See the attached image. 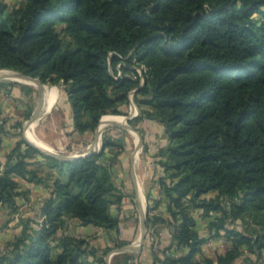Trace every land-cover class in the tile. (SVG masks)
<instances>
[{"label": "trees", "instance_id": "trees-1", "mask_svg": "<svg viewBox=\"0 0 264 264\" xmlns=\"http://www.w3.org/2000/svg\"><path fill=\"white\" fill-rule=\"evenodd\" d=\"M3 69L44 84L62 82L79 133L94 132L108 114L125 115L132 92L147 110L131 123L165 126L169 145L157 162L171 219L154 216L148 223H167L187 253L173 257L164 249L155 264H256L262 258L264 0H24L9 12L0 3ZM7 122L0 110V134ZM103 154L61 161L22 137L4 171L0 161V207L17 212L16 198L28 196L16 177L44 185L51 196L41 229L26 227L0 251V264H106L87 239L58 236L67 217L84 226L119 227L110 210L123 195L113 180L114 160L104 164ZM37 155L52 173L29 168L39 165ZM194 210L216 213L211 238L224 232L231 241L216 261L194 260L207 242L196 230Z\"/></svg>", "mask_w": 264, "mask_h": 264}, {"label": "crops", "instance_id": "crops-1", "mask_svg": "<svg viewBox=\"0 0 264 264\" xmlns=\"http://www.w3.org/2000/svg\"><path fill=\"white\" fill-rule=\"evenodd\" d=\"M46 94L48 89L44 92V89L38 86L32 87L27 83L15 82L0 86V110L8 121L5 125V133L0 134L2 171L5 169L6 157L22 137L24 138V135L10 133L9 130H18L14 126L18 120H24L25 125L32 118ZM132 109V113L124 111L130 118L121 121V125H108L104 130L102 129L101 133H98L97 128L94 132L88 131L82 134L75 129L72 103L68 94L58 88L57 102L54 106H49V109L44 111L36 121L37 127L39 124L41 126L39 135H36L37 138L48 145L52 151L67 155H86L102 147L101 153H104L102 162L108 164L114 160L113 180L123 199L121 203L114 204L110 212L120 221L119 227L110 230L95 225L84 226L78 219L67 217L66 225L58 235L59 238L70 236L87 239L91 249L97 253V257H103L106 264H115L117 258L125 256L131 258L130 264H155L154 255L157 254L163 259L164 249H168V254L173 257H182L187 253V248L174 240L173 230L167 223L155 225L148 223L149 217L154 216L171 219L168 201L159 186V179L164 175V170L157 162L161 151L169 145V138L165 126L160 122L143 119L134 124L131 123V120L141 116L143 110H147L146 107H139L137 104ZM136 112L137 115H135ZM57 115L64 118V128H62L64 130L61 129L63 135H55L58 130L53 127L57 122ZM47 122L50 127L47 126ZM107 130V135H103ZM135 131H138L139 135ZM105 141L111 144L104 149ZM40 160L39 165H31L29 168L41 167L44 176L52 173L48 162L44 159ZM15 180L21 184V191L24 189L22 192H28V196H18L17 202L19 199L21 203H25L22 207L26 210L29 207L26 201L35 196L39 202V213L42 215V207L50 198L51 190L42 184L31 183L19 177ZM211 196L207 195L206 198ZM0 208L8 213L9 210L11 212L8 206ZM193 215L199 236L207 239L202 251L194 257V260L216 261L219 256L230 250L231 241L224 232H221L220 237L211 238L210 224L214 221L216 213H212L211 217H204L202 210H194ZM41 218L44 222L43 217ZM144 220L147 233L144 244L141 245ZM106 251L108 252L104 255ZM92 259L90 257V260ZM253 259L256 260L254 256ZM239 264L250 263L243 260ZM256 264H264V252Z\"/></svg>", "mask_w": 264, "mask_h": 264}, {"label": "rangeland", "instance_id": "rangeland-1", "mask_svg": "<svg viewBox=\"0 0 264 264\" xmlns=\"http://www.w3.org/2000/svg\"><path fill=\"white\" fill-rule=\"evenodd\" d=\"M0 3L5 5L7 11L9 12L15 8L22 6L24 4V0H0ZM256 17L258 18L259 16H256ZM120 66H121V64L119 65V67ZM140 72L143 73V70L140 69ZM0 83H4L7 85V83H15V82L5 80V81H1ZM31 85H32V87L36 86L33 84H31ZM46 85H48L49 87H58L59 90L66 93L65 85L62 82H60L58 84H54V85L50 84V83H46ZM47 89H48V87H45L44 92H46ZM134 96H135V93L132 92L130 94V97H129V99H130L129 105L123 107L122 111H127V112H131V113L133 112L132 107L135 106V104H136ZM39 97H40V95H39ZM39 97H38V99H39ZM135 115H137V112ZM106 116H113V117H117V118L123 117L124 119H126V117L128 115H126V114L125 115L108 114ZM106 116H104V117H106ZM63 119L64 118H62L61 116L59 117V115H57V122L54 124L55 127H53V128H57V130H58V133L55 132L56 133L55 135H63L61 133V129L64 128L63 127V123H64ZM124 119L122 121H124ZM22 121H24V120H22ZM47 124H48L47 126L50 127V124L48 122H47ZM23 127L24 126H22V128L18 129L17 131L9 130V132L10 133H16L18 135H23V131H24ZM40 127L41 126L39 124V126L36 128V134L37 135H39ZM51 128H52V125H51ZM62 130H64V129H62ZM107 133H108V130L103 135H107ZM24 149H25V147H23V151H24ZM64 155H67V154H64ZM35 157H34L35 159H43L39 155H37ZM22 191H24V189H22ZM211 195L214 196L213 194H211ZM26 202L29 204V207H27L26 210H24V208L22 207V205H24L25 203H21L19 199L17 202V206H18L17 212L12 211V209H11V212L9 210V213H8L7 211L1 210V208H0V251L1 252H5L10 247V245L13 242H15L19 236H21V234L23 233V231L26 227L29 229L30 233H32L33 231H37V230L41 229L42 223H43V220L41 217H43V215H40V213H39L40 211H39L38 200L35 198V196H33V198H29V201H26ZM21 207H22V209H21ZM43 219H44V217H43ZM237 225H238V228L242 229L243 223L239 222ZM103 254L105 255V253H103ZM115 264H120V263L118 261H116Z\"/></svg>", "mask_w": 264, "mask_h": 264}, {"label": "water", "instance_id": "water-1", "mask_svg": "<svg viewBox=\"0 0 264 264\" xmlns=\"http://www.w3.org/2000/svg\"><path fill=\"white\" fill-rule=\"evenodd\" d=\"M0 72H8V75L0 76V82L6 80V81L19 82V83L33 84V85L38 86L41 89H45V87H48V89L51 88L48 85L44 84L40 79L27 76L21 72H17V71H13V70H7V69L0 70ZM47 109H49V104H48V98H47V94H46V96H44V98L42 99L41 104L39 105V107L35 111L32 118L30 120H28L24 125L23 135H24L26 142L29 145H31L32 147H34L35 149H37L38 151H40L44 155L59 159L61 161L75 162V161H78V160H81L84 158H89V157H92L94 155L101 153V151L103 149L102 147L100 150H98V151L92 150L90 153H88L86 155H64V154H60V153H57V152H54V151H51L48 149H44L43 147H40L34 141H32L28 137L27 132L29 131V129L33 125V123H35L39 119V117L44 113V111H46ZM129 118L130 117H126V119H129ZM102 121H103V119L101 120L100 125L98 127V133H101V131H102V127H101ZM110 125H121V123L115 121V122L111 123ZM129 128H131V127H129ZM135 132L139 135L138 131H135ZM146 233H147V226H146V221L144 220L143 233L141 235V245L144 244V241L146 238Z\"/></svg>", "mask_w": 264, "mask_h": 264}, {"label": "bare ground", "instance_id": "bare-ground-1", "mask_svg": "<svg viewBox=\"0 0 264 264\" xmlns=\"http://www.w3.org/2000/svg\"><path fill=\"white\" fill-rule=\"evenodd\" d=\"M3 75H8V72H0V76ZM47 98H48V103L49 106L52 107L55 105V103L57 102L58 99V88L57 87H52L50 89H48V94H47ZM123 117H113V116H106L103 118L101 127L104 130L108 125L110 126L111 123L117 121V122H121L123 119ZM125 120V119H124ZM36 127H37V122L33 123V125L30 127L29 131L27 132L28 137L34 141L37 145H39L40 147H43L44 149H48L51 150L52 149L46 145L45 143L41 142L38 138H37V134H36ZM106 131V130H105Z\"/></svg>", "mask_w": 264, "mask_h": 264}, {"label": "built area", "instance_id": "built-area-1", "mask_svg": "<svg viewBox=\"0 0 264 264\" xmlns=\"http://www.w3.org/2000/svg\"><path fill=\"white\" fill-rule=\"evenodd\" d=\"M142 73V72H141ZM143 83H144V80H143Z\"/></svg>", "mask_w": 264, "mask_h": 264}]
</instances>
